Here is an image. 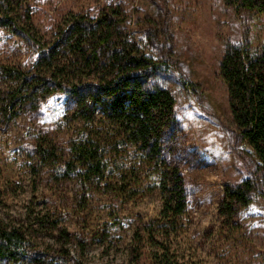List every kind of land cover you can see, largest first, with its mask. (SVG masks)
I'll return each instance as SVG.
<instances>
[{"label": "rangeland", "instance_id": "374dc122", "mask_svg": "<svg viewBox=\"0 0 264 264\" xmlns=\"http://www.w3.org/2000/svg\"><path fill=\"white\" fill-rule=\"evenodd\" d=\"M22 1V14L48 41L67 16H93L105 6L120 5L130 37L147 54L163 61L169 57L162 76L176 103L174 120L163 135L164 158L168 169L178 167L189 185L186 213L169 239L171 253L181 264H264L260 190L229 220L220 216L226 186L254 179L258 166V174H264V161L237 137L220 74L228 43L247 41L254 51L264 50V13L238 11L225 0ZM37 57L24 40L0 29V65L29 70ZM7 83L0 75V92ZM71 114L64 96H52L39 109L21 110L13 119L0 107V187L7 194L0 216L33 225L29 258L19 264H130L135 231L158 218L162 196L149 190L124 202L96 191L84 204L83 192L74 183L54 189L50 171L38 166L30 134L55 136L67 150L71 133L64 118ZM36 216L58 220L72 234L71 241L40 229L33 222ZM111 220L120 227L110 229L111 235L103 239L98 233ZM154 250H144L141 264H151Z\"/></svg>", "mask_w": 264, "mask_h": 264}, {"label": "trees", "instance_id": "16d2710c", "mask_svg": "<svg viewBox=\"0 0 264 264\" xmlns=\"http://www.w3.org/2000/svg\"><path fill=\"white\" fill-rule=\"evenodd\" d=\"M225 1L238 11L264 13V0ZM22 2L0 0V29L24 40L38 57L29 70L0 65V75L8 79L0 92L1 110L13 119L21 110L39 109L52 96H64L72 112L64 118L71 133L67 150L55 136L30 134L38 166L50 171L53 188L74 183L83 192L84 204L96 191L130 202L158 190L160 214L135 231L130 264H141L144 250L153 248L151 264H181L171 253L169 239L186 213L189 185L178 167L168 169L164 158L163 135L174 120L176 103L162 76L169 57L163 61L147 54L130 37L120 5L105 6L93 16L71 14L48 41L22 14ZM150 31L156 36L154 28ZM220 74L237 137L264 161V50L254 51L247 41L228 43ZM257 169L254 179L226 186L220 216L229 220L250 205L256 189L264 197V174H258L261 166ZM6 203L0 187V209ZM47 219L36 216L33 222L69 243L72 234L58 220ZM118 227L111 220L98 235L107 239L110 229ZM32 228L0 216V263L29 258Z\"/></svg>", "mask_w": 264, "mask_h": 264}]
</instances>
